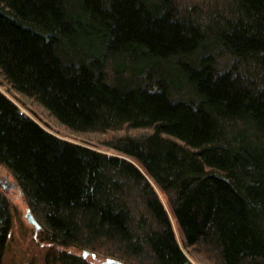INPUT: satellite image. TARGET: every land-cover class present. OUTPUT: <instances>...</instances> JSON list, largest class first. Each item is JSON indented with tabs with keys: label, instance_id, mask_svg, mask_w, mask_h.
I'll return each mask as SVG.
<instances>
[{
	"label": "trees",
	"instance_id": "1",
	"mask_svg": "<svg viewBox=\"0 0 264 264\" xmlns=\"http://www.w3.org/2000/svg\"><path fill=\"white\" fill-rule=\"evenodd\" d=\"M0 73L75 131L149 129L107 154L0 91V165L59 264H193L158 190L202 264H264V0H0ZM10 226L0 190V264Z\"/></svg>",
	"mask_w": 264,
	"mask_h": 264
},
{
	"label": "rangeland",
	"instance_id": "2",
	"mask_svg": "<svg viewBox=\"0 0 264 264\" xmlns=\"http://www.w3.org/2000/svg\"><path fill=\"white\" fill-rule=\"evenodd\" d=\"M0 91L14 101L22 112L30 116L46 130L63 139L75 143L85 144L107 154L129 158L123 153L108 146L106 141L116 136L125 134L137 135L143 132L147 133L149 130L147 128H130L122 126L119 129H111L104 132L75 131L61 124L41 103L35 99L15 91L6 82L1 73ZM131 160L136 162L134 159ZM0 177L12 184L6 188H2L0 185V190L5 194L7 200L9 201L11 213V226L8 241L2 254L1 264H59L57 260L53 259V256L56 255L55 253L58 251L53 250L51 248V244L42 240L40 235L41 230H38L35 233L33 225L27 221L25 213L29 206L19 191V188L14 186L15 182L12 174L2 165H0ZM157 193L159 194L171 220L176 239L183 252L193 264H202L197 259V254H194L192 251V247L185 245L178 225L173 223L175 219L166 196L160 192V190H158ZM58 249L77 255H82L83 252V250H77L74 247H58ZM105 258L106 257L98 255L94 252L87 251L84 259L87 263L99 264Z\"/></svg>",
	"mask_w": 264,
	"mask_h": 264
},
{
	"label": "water",
	"instance_id": "3",
	"mask_svg": "<svg viewBox=\"0 0 264 264\" xmlns=\"http://www.w3.org/2000/svg\"><path fill=\"white\" fill-rule=\"evenodd\" d=\"M0 185L2 186V188H6L7 186H11V183H8L7 180L2 179L0 177ZM16 186V184L14 185ZM25 217L27 219V221L33 225L34 231L35 233L41 229V225L39 224V222L36 220V218L34 217V215L32 214L30 208L28 207L26 209V213H25ZM87 251L84 250L82 252V256L86 257ZM99 264H127L119 259L116 258H112V257H106L102 262H100Z\"/></svg>",
	"mask_w": 264,
	"mask_h": 264
},
{
	"label": "bare ground",
	"instance_id": "4",
	"mask_svg": "<svg viewBox=\"0 0 264 264\" xmlns=\"http://www.w3.org/2000/svg\"><path fill=\"white\" fill-rule=\"evenodd\" d=\"M173 220H174V219H173ZM173 223L175 224V223H176V221L174 220V221H173Z\"/></svg>",
	"mask_w": 264,
	"mask_h": 264
}]
</instances>
